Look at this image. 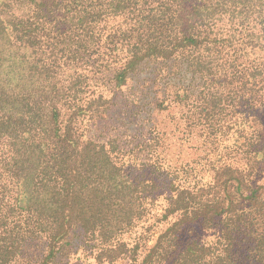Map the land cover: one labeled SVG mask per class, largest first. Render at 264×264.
<instances>
[{
	"label": "trees",
	"instance_id": "trees-1",
	"mask_svg": "<svg viewBox=\"0 0 264 264\" xmlns=\"http://www.w3.org/2000/svg\"><path fill=\"white\" fill-rule=\"evenodd\" d=\"M148 64L206 119L235 85L250 118L231 164L170 181L158 208L156 163L134 175L86 125L107 101L91 88ZM73 244L98 264H264V0H0V264H58Z\"/></svg>",
	"mask_w": 264,
	"mask_h": 264
},
{
	"label": "rangeland",
	"instance_id": "rangeland-1",
	"mask_svg": "<svg viewBox=\"0 0 264 264\" xmlns=\"http://www.w3.org/2000/svg\"><path fill=\"white\" fill-rule=\"evenodd\" d=\"M160 68L155 64L144 65L118 89L91 88L94 92H104L107 101L100 119L86 122L89 138L101 142L116 140L123 154L130 155L131 160L135 158L138 165L133 168L134 175L143 174L137 170L144 164L156 163L153 176L160 182L166 178L165 187L154 195L156 208L169 197L170 181L175 182V186L207 184L215 167L231 164L238 154L235 138L238 124L243 123L239 120L250 119L238 112V102L245 97L240 98L238 92L234 94L235 85L223 92L217 115L206 119L201 114L199 100L175 101L173 90L169 89L173 82L168 84L166 76L157 73ZM257 87L248 86L247 95L254 90L260 92ZM150 139H155L156 145L149 154L141 144ZM136 230L123 239L129 242L142 231L141 228ZM202 238L210 240L208 235ZM76 246H69L70 251L58 259V264H98L91 251ZM111 264H129V261L123 259Z\"/></svg>",
	"mask_w": 264,
	"mask_h": 264
}]
</instances>
